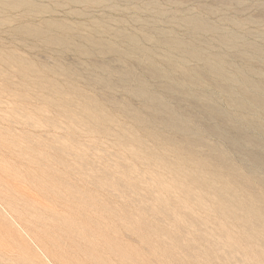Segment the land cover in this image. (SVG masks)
Segmentation results:
<instances>
[{"label":"rangeland","instance_id":"rangeland-1","mask_svg":"<svg viewBox=\"0 0 264 264\" xmlns=\"http://www.w3.org/2000/svg\"><path fill=\"white\" fill-rule=\"evenodd\" d=\"M256 99L264 0H0V264H264Z\"/></svg>","mask_w":264,"mask_h":264},{"label":"bare ground","instance_id":"bare-ground-1","mask_svg":"<svg viewBox=\"0 0 264 264\" xmlns=\"http://www.w3.org/2000/svg\"><path fill=\"white\" fill-rule=\"evenodd\" d=\"M247 101V100H246ZM256 103H257V105L259 106V107H261L262 109L264 108V102H262V100H257L256 99ZM240 106L241 107H245V102H240Z\"/></svg>","mask_w":264,"mask_h":264}]
</instances>
